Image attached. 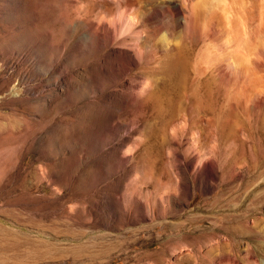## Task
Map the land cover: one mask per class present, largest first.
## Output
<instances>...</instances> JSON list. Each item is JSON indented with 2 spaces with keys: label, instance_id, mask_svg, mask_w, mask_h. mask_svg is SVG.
Masks as SVG:
<instances>
[{
  "label": "rangeland",
  "instance_id": "obj_1",
  "mask_svg": "<svg viewBox=\"0 0 264 264\" xmlns=\"http://www.w3.org/2000/svg\"><path fill=\"white\" fill-rule=\"evenodd\" d=\"M151 1L0 0V264H264V0H175L183 73L93 82L85 29Z\"/></svg>",
  "mask_w": 264,
  "mask_h": 264
},
{
  "label": "bare ground",
  "instance_id": "obj_2",
  "mask_svg": "<svg viewBox=\"0 0 264 264\" xmlns=\"http://www.w3.org/2000/svg\"><path fill=\"white\" fill-rule=\"evenodd\" d=\"M191 19H192V14L190 12H188L187 14L184 13V9L175 0H152L151 2L141 6L138 9L127 8L125 10H120L113 18L101 17L98 20V22H96V23L92 22L95 25L87 27L85 29V31L83 33V37H82V39L89 45V47L97 48L99 50L100 49L101 50L106 49L107 47L109 48L110 46H116L119 48L118 51H116L115 53H110L107 56V59L105 60L107 65L105 66V68H100L96 71V73L93 76L92 81L93 82L104 81L105 78H107V77H111L114 80L115 79L116 80H119V79L122 80V76L127 71L130 70L131 66H133V65L136 66V64L141 63V62L145 63L146 65H151L156 70L158 67L161 66L162 69L164 70V74H165V72H167L170 74L174 73V74L178 75L180 73V71L182 70V67L184 65V61H186V59L184 60V57L182 56V54H180V53H182L183 50L182 49H180L182 51L179 50V47L184 42L183 39H181V38H183L184 36H186L188 34H193V32L195 31L192 27L193 21ZM196 23H198V21ZM214 27L212 29H214ZM160 29L161 30L163 29L164 32L159 37H157L156 32ZM175 29H178V32L176 31L177 35L175 36V40H172V35L174 34ZM198 30H200V29H198ZM172 31H174V32H172ZM197 31H195L196 34H197ZM176 32H175V34H176ZM200 34H202L201 31H200ZM200 34H198V36ZM198 39H199V37H198ZM185 40H186V38H185ZM179 41H180V43H181V41H183L180 44V46H178ZM181 48H183V47L181 46ZM104 51H106V50H104ZM205 55L207 57V61H210L211 60V54L206 53ZM145 68L147 69L146 66H145ZM145 68H144V71H145ZM155 69H154V71H155ZM146 71H148V70H146ZM151 71L153 72V68ZM157 71L160 72L159 70H157ZM161 72H163V71H161ZM181 73H183V72L181 71ZM158 75H159V73H158ZM131 79H133V78L131 77ZM128 80H126V81H128ZM144 80H145V78L143 79V81ZM152 80H154V78ZM152 80H150V78H149L148 81H144V82L142 81L141 83L125 86L124 91L122 90L123 94H124V98H123L122 102L125 104L131 103V102H136V101H139V99L141 100V98L144 95H147L149 92H152L153 91L152 90V83H151ZM180 81H179V83H180ZM93 82H91V84ZM121 82H123V81H121ZM153 82L156 83V80ZM179 83L177 82L176 84L178 85ZM157 88H159V87H157ZM172 90H170V91H172ZM157 91H159V89ZM175 91H176V89H175ZM162 92L163 91H161L160 94H162ZM166 93L168 94V92H165V95H166ZM155 94H157V93L155 92ZM152 95H154V94H152ZM154 96L156 98V96H159V95H154ZM176 97H177V95H176ZM158 98H161V97H157V99ZM164 98H166V96H164ZM262 98L263 97L260 96V97H258V99L257 98L256 99L260 100ZM152 100H146V101L151 102ZM157 101L159 102L161 100L158 99ZM164 101L167 102L166 100H164ZM168 101L170 102V99ZM173 102H172V104H173ZM161 103H163V102H161ZM152 104H154V102H152ZM172 104L170 106L171 108H172ZM132 105H135V104L132 103ZM160 105H158V106H160ZM260 105H258V106H260ZM162 107H163V105H162ZM174 107H176V106L174 105L173 108ZM159 109L164 111L165 108L164 109L159 108ZM186 126H184L183 128H185ZM193 135H195V134H193ZM158 152H159V150H158ZM151 153H153V152H151ZM155 154H154V156H155ZM156 156L157 157L159 156L158 153ZM156 156H155V158H157ZM149 157H151V156H149ZM158 159H159V157H158ZM198 159L199 158H197V160ZM178 161L180 162L179 158H178ZM193 161H194V159L186 160L185 161L186 166L188 168L191 167L193 164ZM190 175L194 179L198 176L197 172H195L194 170L190 172Z\"/></svg>",
  "mask_w": 264,
  "mask_h": 264
}]
</instances>
